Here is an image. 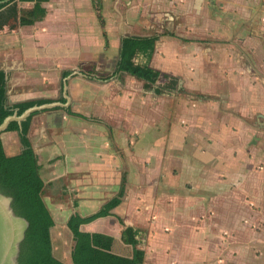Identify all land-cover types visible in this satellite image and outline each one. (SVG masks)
Masks as SVG:
<instances>
[{
	"label": "crops",
	"instance_id": "crops-1",
	"mask_svg": "<svg viewBox=\"0 0 264 264\" xmlns=\"http://www.w3.org/2000/svg\"><path fill=\"white\" fill-rule=\"evenodd\" d=\"M34 3L0 10V69L10 102L52 103L27 136L72 251L69 215L121 193L80 225L85 264H126L134 244L142 264H264V0H41L21 23ZM130 34L157 35L155 82L115 70Z\"/></svg>",
	"mask_w": 264,
	"mask_h": 264
},
{
	"label": "trees",
	"instance_id": "trees-1",
	"mask_svg": "<svg viewBox=\"0 0 264 264\" xmlns=\"http://www.w3.org/2000/svg\"><path fill=\"white\" fill-rule=\"evenodd\" d=\"M16 1L29 0H0V10L3 13L8 12ZM34 1V7L30 13L27 16L20 15L19 21L21 23H31L44 15L45 10L40 5L41 0ZM156 39L157 35L130 34L124 36L121 41L119 59L115 70L126 71L148 82H155L160 71L152 67L149 61L155 48ZM138 53L143 55L144 62H135L134 57ZM42 102L41 99L10 102L7 95L5 73L0 69V123L15 110L17 114H21L27 107ZM32 114L30 113L20 122L11 119L4 129L18 131L22 149L17 153L7 154L5 152L1 138L2 131H0V189L12 196V205L16 212L29 220L25 237L20 243L19 263L67 264L56 257L52 251L50 228L54 224V220L43 197L44 180L40 175L36 155L27 136ZM120 194L110 198L93 213L81 215L75 212L69 215L67 226L76 238L71 264H85L84 250L92 243L91 232L81 230L80 225L98 216L105 215L121 201ZM93 241L96 244H102L103 238L94 235ZM143 260L144 250L134 244L131 249V256L126 260V264H142ZM106 262L112 263V257H103L99 260V264H105ZM92 263H94V260H92Z\"/></svg>",
	"mask_w": 264,
	"mask_h": 264
},
{
	"label": "water",
	"instance_id": "water-1",
	"mask_svg": "<svg viewBox=\"0 0 264 264\" xmlns=\"http://www.w3.org/2000/svg\"><path fill=\"white\" fill-rule=\"evenodd\" d=\"M49 105H52V103L34 104L32 106L27 107L21 114H17L14 111L12 114L6 116L4 120L0 123V131H3L6 128L8 122L11 119H16L18 122H20L21 120L25 119L33 111L39 110ZM0 198L5 201L6 216L10 219H14L18 221L19 223L17 230H14V232L12 233L10 243L7 246V248L9 247L8 264H20L18 261L20 243L25 237V231L29 225V220L23 215L16 212V210L14 209L12 205V199H13L12 196L9 194H6L1 189H0ZM2 216L5 217L3 213H2ZM0 251H1V232H0Z\"/></svg>",
	"mask_w": 264,
	"mask_h": 264
},
{
	"label": "bare ground",
	"instance_id": "bare-ground-1",
	"mask_svg": "<svg viewBox=\"0 0 264 264\" xmlns=\"http://www.w3.org/2000/svg\"><path fill=\"white\" fill-rule=\"evenodd\" d=\"M5 201L0 198V232H1V251H0V264H8L9 260V247L8 244L11 240V235L14 230H17L19 223L14 219L6 216ZM2 213L5 217L2 216Z\"/></svg>",
	"mask_w": 264,
	"mask_h": 264
},
{
	"label": "rangeland",
	"instance_id": "rangeland-1",
	"mask_svg": "<svg viewBox=\"0 0 264 264\" xmlns=\"http://www.w3.org/2000/svg\"><path fill=\"white\" fill-rule=\"evenodd\" d=\"M145 211L146 208L144 207ZM149 219V218H147ZM142 229H146L145 226L141 225ZM143 232L140 236V239H142ZM51 239H52V249L53 253L55 255L61 256L62 259H68L70 254L72 253V238L70 236L69 231L62 226H60L59 230L53 229V226L51 227ZM158 263V262H157Z\"/></svg>",
	"mask_w": 264,
	"mask_h": 264
}]
</instances>
